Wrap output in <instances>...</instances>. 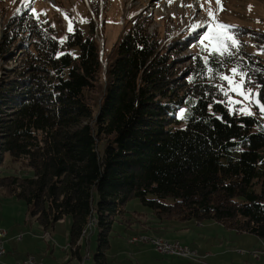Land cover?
<instances>
[{
    "label": "trees",
    "instance_id": "16d2710c",
    "mask_svg": "<svg viewBox=\"0 0 264 264\" xmlns=\"http://www.w3.org/2000/svg\"><path fill=\"white\" fill-rule=\"evenodd\" d=\"M89 6L97 18L98 0ZM0 23V170L7 158L30 170L0 174V191L23 201L42 231L69 218L80 260L96 218L94 264H110L113 225L138 200L158 223L212 220L264 240V124L230 112L217 87L225 81L214 78L239 67L264 104V33L227 25L238 48L214 61L200 50L181 55L198 36L161 35L142 16L104 61L92 20L64 39L31 8L0 11Z\"/></svg>",
    "mask_w": 264,
    "mask_h": 264
},
{
    "label": "rangeland",
    "instance_id": "374dc122",
    "mask_svg": "<svg viewBox=\"0 0 264 264\" xmlns=\"http://www.w3.org/2000/svg\"><path fill=\"white\" fill-rule=\"evenodd\" d=\"M89 5L90 0H30L27 6L21 0H0V11H3L5 17L8 18L12 13L21 11L22 8H31L36 17L48 21L58 30L60 39H64L65 35L71 32L68 30L69 24H71L72 31L76 25L83 34H86L89 21L92 20L94 32L100 45V54L104 61L113 52L121 34L127 31L138 17L142 16L150 18L152 22L149 26L150 31L158 29L161 35L166 34L171 38L183 35H195L199 38V35L207 31V28H198L193 31L190 25L198 24L201 21L205 25H211L214 31L224 35L226 34L222 29L217 28V24L241 26L252 32L264 33V0H221L220 5L216 3V0H212L211 4L203 2V0L199 3L198 0H173L172 3H169V0H98L100 14L97 18L93 16ZM182 5H192V7ZM218 8H222V10L217 11ZM209 10L214 13L213 18L208 16ZM2 35L3 32L0 30V39ZM203 47L205 51L200 50L201 45L199 44L196 48L181 52V55L191 54L198 50L207 55L209 53L207 40L204 41ZM250 50L252 51L253 48ZM13 52V56H18V49ZM16 63V60L8 62L3 68L10 70ZM185 65H187L186 62L178 65V69ZM230 69L226 70L224 75L231 77ZM2 73L3 71H1V75ZM235 79L239 81L240 77L237 76ZM225 88H228L227 81H225ZM252 93L256 94V92ZM229 94L233 101L242 102L235 104L234 107L240 108L248 104V101L242 96L232 92ZM250 111L252 116L257 117L264 124V115L260 113L259 108L253 105ZM25 169L30 172L22 163H12L7 158L0 174L19 175L25 173ZM26 175L31 176V173ZM162 202L171 204L173 201L165 199ZM125 209L127 214L121 219L123 224L115 223L112 228L111 247L107 252L110 264H166L184 263V261L204 262L205 264H264V240L255 236L225 229L212 220L166 222L170 223L166 224V230L160 227L165 232L167 229L169 230L168 234L164 235L158 229H152L153 225L151 226L149 223L155 221L153 214L144 208L138 200L129 201ZM138 215L145 217L146 220ZM138 218L141 222L147 221L148 229L143 228L146 230L145 232L139 231V234L133 235L123 232L126 224ZM144 225L142 224V226ZM134 226L139 229L138 224L135 223ZM69 227V218H64L45 233L30 216L23 201L5 197L0 191V230L7 232L5 247L8 254L4 261L17 264L28 258H34L35 260L43 259L46 263L51 257L54 260L61 259V264H94V256L98 248L96 226L87 234L85 239L88 240L87 245L84 240L80 242V261L71 254L70 247H68ZM154 232L157 236H154ZM45 234L50 235L49 239L41 238ZM137 236L167 241L176 240L179 244L196 251L200 258L197 260L179 259L160 254L152 246L132 243L131 239ZM18 237L21 239L17 242L15 239Z\"/></svg>",
    "mask_w": 264,
    "mask_h": 264
},
{
    "label": "snow or ice",
    "instance_id": "6c2138e0",
    "mask_svg": "<svg viewBox=\"0 0 264 264\" xmlns=\"http://www.w3.org/2000/svg\"><path fill=\"white\" fill-rule=\"evenodd\" d=\"M21 2L25 3V6L30 2V0H21ZM173 0H169V3H172ZM201 0H198V3ZM203 2L211 4L212 0H203ZM221 0H216V3L220 5ZM185 7H192V5H182ZM202 6V3H201ZM222 10V8H218L217 11ZM208 16L210 18L214 17V13L209 10ZM83 22V21H82ZM193 31H196L198 28H207L203 34L199 35V43L201 45V51H205L203 47L204 41H208V49H209V56L213 58L214 61H220L225 56L233 55L232 49L238 48V43L234 40L231 36H226L221 32L214 31L211 25H205L203 21L200 23H194L190 25ZM230 26L217 24V28L219 29H226ZM69 31H72L71 24H69ZM55 39V38H54ZM63 40H61V43ZM209 56H205L203 58L204 61V68L207 69L208 73H212L214 70L209 66ZM231 77L226 76L224 74L219 73L216 71V75L214 78L219 79L221 81H227L228 88L223 87L222 85H217L219 91H221L224 96L227 98V103L230 112H240L242 115H252L250 111L251 107L255 105L259 108V111L262 115H264V104L260 102L258 99V94H253L251 89L245 88V83H250V80H246V73L241 71L239 67H233L230 69ZM203 74V70H202ZM239 76L240 80L236 81V77ZM213 78V77H210ZM230 92L235 93L238 96H242L245 100L248 101V104L244 107L236 108L234 107L235 104L242 103L241 101H233L230 96ZM180 119H186L185 113L182 111L179 116ZM219 118V117H218ZM264 130V129H262Z\"/></svg>",
    "mask_w": 264,
    "mask_h": 264
},
{
    "label": "bare ground",
    "instance_id": "6f19581e",
    "mask_svg": "<svg viewBox=\"0 0 264 264\" xmlns=\"http://www.w3.org/2000/svg\"><path fill=\"white\" fill-rule=\"evenodd\" d=\"M96 219V218H95ZM94 218L87 225L86 230L83 231V235H87L94 226L97 225ZM82 235V234H81ZM89 237V236H88ZM131 242L134 244H142L152 246L154 249L158 248V245H165L163 251H156L160 254L172 256L176 258H187L190 260H197L200 258L196 251L190 250L188 247L179 244L177 241H167L159 238H149L145 236H137L131 239Z\"/></svg>",
    "mask_w": 264,
    "mask_h": 264
},
{
    "label": "crops",
    "instance_id": "0c3cea01",
    "mask_svg": "<svg viewBox=\"0 0 264 264\" xmlns=\"http://www.w3.org/2000/svg\"><path fill=\"white\" fill-rule=\"evenodd\" d=\"M138 217H140V218H143V219H145L146 220V218L145 217H143V216H140V215H138ZM140 218H138V219H136V220H133V221H131L129 224H128V226L127 225H125L124 226V229H123V232H125V233H131L130 235H133V234H135V233H140L139 231H142V232H145L146 230H144V229H148V226H147V221H140ZM155 220V219H154ZM138 224L139 225V229H137L135 226H134V224ZM142 224H145L144 226H142ZM153 228L152 229H158L160 232H162L164 235H167L168 234V232H169V230L167 229V231L165 232V231H163V230H166V224H170V223H166V222H164V223H158L157 221H153V222H151V223H149ZM160 227L163 229V230H161L160 229ZM144 228V229H143ZM47 232V231H46ZM45 232V233H46ZM6 234H7V232H5ZM49 234H45V235H43V236H41V238L42 239H49ZM154 236H157V234L154 232ZM159 237V236H158ZM15 241H16V239H15ZM169 241V240H168ZM173 241H176V240H173ZM18 242V241H17ZM5 244H6V242H5V239H4V248H5V251H6V247H5ZM68 247H70L69 245H68ZM144 247V246H143ZM65 250V249H64ZM73 250V249H72ZM8 254V252L6 251V254H5V256ZM5 256H4V258H5ZM28 257V256H27ZM4 258H3V262H4V264H13V263H11L10 261H4ZM41 261H43L44 262V260L43 259H40ZM222 260V259H221ZM80 261V260H79ZM223 261H225V260H223ZM15 262H16V260H15ZM14 262V263H15ZM61 262H62V260L60 259V260H57V259H53V258H51L50 257V260H48L46 263L47 264H61ZM45 263V262H44ZM45 263V264H46ZM81 264H83V263H81ZM167 264V263H166Z\"/></svg>",
    "mask_w": 264,
    "mask_h": 264
},
{
    "label": "built area",
    "instance_id": "2783aa9c",
    "mask_svg": "<svg viewBox=\"0 0 264 264\" xmlns=\"http://www.w3.org/2000/svg\"><path fill=\"white\" fill-rule=\"evenodd\" d=\"M6 233L3 230H0V264H3V258L6 254L5 248H4V239H5ZM21 237L16 238V241H19ZM165 245H158L157 249H154L155 251H163V247ZM17 264H45L41 260H35L34 258H28L27 260L17 263Z\"/></svg>",
    "mask_w": 264,
    "mask_h": 264
}]
</instances>
